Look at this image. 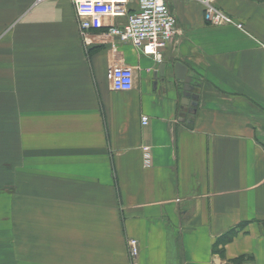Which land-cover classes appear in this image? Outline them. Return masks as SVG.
Returning a JSON list of instances; mask_svg holds the SVG:
<instances>
[{"label":"crops","instance_id":"1","mask_svg":"<svg viewBox=\"0 0 264 264\" xmlns=\"http://www.w3.org/2000/svg\"><path fill=\"white\" fill-rule=\"evenodd\" d=\"M215 4L242 27L167 0L157 60L107 19L81 36L70 0H0V264H130L128 239L139 264H264V0Z\"/></svg>","mask_w":264,"mask_h":264},{"label":"built area","instance_id":"2","mask_svg":"<svg viewBox=\"0 0 264 264\" xmlns=\"http://www.w3.org/2000/svg\"><path fill=\"white\" fill-rule=\"evenodd\" d=\"M37 2L42 0H36ZM74 6L79 22L81 36L88 30L99 29L103 19H107V33L127 41L144 55L159 60V49L164 47L176 32L175 17L170 11L167 0H137L136 11L128 13L125 8L128 0H70ZM202 4L204 19L211 25L231 24L238 28L240 22L221 11L216 0H194ZM107 78L114 90H129L132 87L133 72L131 67L123 64L111 65ZM142 124L147 117H142ZM144 165L150 164V146L141 147ZM127 252L130 264H139V247L136 239H128Z\"/></svg>","mask_w":264,"mask_h":264},{"label":"water","instance_id":"3","mask_svg":"<svg viewBox=\"0 0 264 264\" xmlns=\"http://www.w3.org/2000/svg\"><path fill=\"white\" fill-rule=\"evenodd\" d=\"M163 66H161L162 69ZM160 69V71H162ZM174 70H175V77L179 80L184 81L183 86V92H182V103L193 106L195 103L193 101V96L191 94V85H192V79L190 77L185 76V66L182 65L180 62H176L174 64Z\"/></svg>","mask_w":264,"mask_h":264}]
</instances>
